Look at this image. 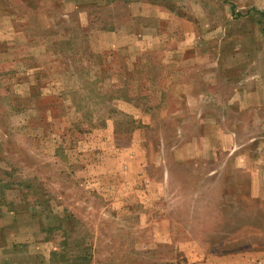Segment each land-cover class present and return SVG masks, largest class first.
<instances>
[{"label": "rangeland", "instance_id": "obj_1", "mask_svg": "<svg viewBox=\"0 0 264 264\" xmlns=\"http://www.w3.org/2000/svg\"><path fill=\"white\" fill-rule=\"evenodd\" d=\"M0 264H264V0H0Z\"/></svg>", "mask_w": 264, "mask_h": 264}]
</instances>
